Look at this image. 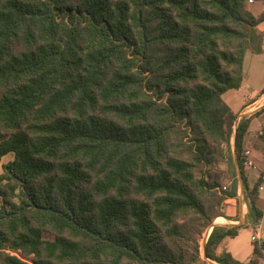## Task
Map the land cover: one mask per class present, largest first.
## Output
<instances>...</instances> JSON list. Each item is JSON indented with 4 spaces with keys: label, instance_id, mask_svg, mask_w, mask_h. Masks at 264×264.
<instances>
[{
    "label": "trees",
    "instance_id": "16d2710c",
    "mask_svg": "<svg viewBox=\"0 0 264 264\" xmlns=\"http://www.w3.org/2000/svg\"><path fill=\"white\" fill-rule=\"evenodd\" d=\"M249 1L0 0V264L261 263L264 241L240 262L218 248L243 225H213L239 185L223 95L264 54Z\"/></svg>",
    "mask_w": 264,
    "mask_h": 264
},
{
    "label": "crops",
    "instance_id": "0c3cea01",
    "mask_svg": "<svg viewBox=\"0 0 264 264\" xmlns=\"http://www.w3.org/2000/svg\"><path fill=\"white\" fill-rule=\"evenodd\" d=\"M252 12L259 16L264 13V3H250ZM259 30L264 33V22ZM264 54L256 55L247 52L244 61V84L239 90H229L223 95L224 101L237 115L236 127L242 118H251V124L244 140V150H250L255 166L251 169L244 168L250 188L258 181L264 180ZM235 147V138L233 139ZM239 169V167H238ZM239 185L236 198L228 199L223 208V216L216 219V226H242L238 236L226 238L218 248V252H229L236 260L247 263L254 256V242L252 236L260 231L262 242L264 241V191H260L257 205L263 211V218L256 228H253L249 218L248 202L241 172L238 173ZM264 185V184H263ZM212 228L209 232V235ZM209 237V236H208ZM207 242V240H206ZM202 263L208 264L202 252ZM260 264H264V258Z\"/></svg>",
    "mask_w": 264,
    "mask_h": 264
},
{
    "label": "rangeland",
    "instance_id": "374dc122",
    "mask_svg": "<svg viewBox=\"0 0 264 264\" xmlns=\"http://www.w3.org/2000/svg\"><path fill=\"white\" fill-rule=\"evenodd\" d=\"M250 2V1H249ZM244 76V74H243ZM237 122V121H236ZM236 129V126L234 127V130ZM234 130H233V135H232V138H231V150L233 151V155H234V162L236 164V168H237V173H239V169H238V165H237V160H236V154H235V147H233V139L235 138V134H234ZM245 152V150H244ZM244 152H243V157H244ZM244 159V158H243ZM10 160H13V157L11 156H8L6 158H4L1 162H0V174L3 172V165L8 163ZM213 168L214 169H218L219 171L223 172L224 173V178H223V186L226 187L227 189L225 190L224 187L223 189L225 191H228L231 184H232V177H231V172L228 171V166L226 164H216V165H213ZM239 179V178H238ZM224 208V207H223ZM222 208V209H223ZM216 221V220H215ZM212 227H210L206 232L203 233L201 239H200V245L203 249L204 245L206 244V240L208 239V236H209V232L211 230ZM47 240V239H46Z\"/></svg>",
    "mask_w": 264,
    "mask_h": 264
},
{
    "label": "built area",
    "instance_id": "2783aa9c",
    "mask_svg": "<svg viewBox=\"0 0 264 264\" xmlns=\"http://www.w3.org/2000/svg\"><path fill=\"white\" fill-rule=\"evenodd\" d=\"M252 2V0H250V3ZM244 168L245 169H251L255 166L254 160L252 158V153L250 150H245L244 152ZM224 189L226 190L227 188L224 187ZM259 191H264V185L260 186ZM260 231H261V226L259 227V230L257 232H255L252 236V241L258 244L262 243L261 237H260ZM207 263L208 264H218L217 262L207 259Z\"/></svg>",
    "mask_w": 264,
    "mask_h": 264
},
{
    "label": "water",
    "instance_id": "95a60500",
    "mask_svg": "<svg viewBox=\"0 0 264 264\" xmlns=\"http://www.w3.org/2000/svg\"><path fill=\"white\" fill-rule=\"evenodd\" d=\"M241 180H242V178H241Z\"/></svg>",
    "mask_w": 264,
    "mask_h": 264
}]
</instances>
